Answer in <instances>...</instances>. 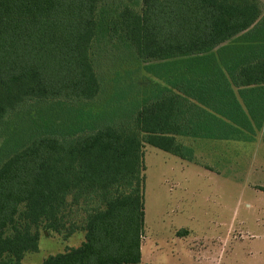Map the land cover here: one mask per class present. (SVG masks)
Segmentation results:
<instances>
[{"label": "trees", "instance_id": "16d2710c", "mask_svg": "<svg viewBox=\"0 0 264 264\" xmlns=\"http://www.w3.org/2000/svg\"><path fill=\"white\" fill-rule=\"evenodd\" d=\"M263 130L264 0H0V264H140L145 144Z\"/></svg>", "mask_w": 264, "mask_h": 264}, {"label": "rangeland", "instance_id": "374dc122", "mask_svg": "<svg viewBox=\"0 0 264 264\" xmlns=\"http://www.w3.org/2000/svg\"><path fill=\"white\" fill-rule=\"evenodd\" d=\"M128 72L120 88L135 79L162 83L144 68L133 79ZM263 133L254 142L178 136L194 149L193 160L145 144L140 264H264ZM84 240V231L64 239L41 228L38 251L21 263L42 264Z\"/></svg>", "mask_w": 264, "mask_h": 264}, {"label": "crops", "instance_id": "0c3cea01", "mask_svg": "<svg viewBox=\"0 0 264 264\" xmlns=\"http://www.w3.org/2000/svg\"><path fill=\"white\" fill-rule=\"evenodd\" d=\"M142 261H143V254H142Z\"/></svg>", "mask_w": 264, "mask_h": 264}]
</instances>
